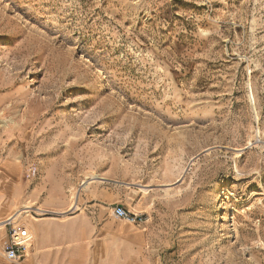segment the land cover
Segmentation results:
<instances>
[{"label":"rangeland","instance_id":"1","mask_svg":"<svg viewBox=\"0 0 264 264\" xmlns=\"http://www.w3.org/2000/svg\"><path fill=\"white\" fill-rule=\"evenodd\" d=\"M96 207L107 264H264V0H0V223Z\"/></svg>","mask_w":264,"mask_h":264},{"label":"crops","instance_id":"2","mask_svg":"<svg viewBox=\"0 0 264 264\" xmlns=\"http://www.w3.org/2000/svg\"><path fill=\"white\" fill-rule=\"evenodd\" d=\"M102 211V208H90L70 219L47 221L26 216L22 224L36 235V244L33 257H28L25 264H107L119 261L115 249L114 255L110 253L118 239L113 225L104 219L90 217L103 214ZM87 241L91 243L87 244ZM129 250H126L127 256Z\"/></svg>","mask_w":264,"mask_h":264},{"label":"built area","instance_id":"3","mask_svg":"<svg viewBox=\"0 0 264 264\" xmlns=\"http://www.w3.org/2000/svg\"><path fill=\"white\" fill-rule=\"evenodd\" d=\"M112 215L118 220L130 225L145 223L143 215L135 214L122 206L112 208ZM7 235L2 246L3 257L13 263H23L34 246V235L24 225L8 221L6 223Z\"/></svg>","mask_w":264,"mask_h":264},{"label":"bare ground","instance_id":"4","mask_svg":"<svg viewBox=\"0 0 264 264\" xmlns=\"http://www.w3.org/2000/svg\"><path fill=\"white\" fill-rule=\"evenodd\" d=\"M76 207V206H75ZM26 210H31V209H33L32 207H26L25 208ZM76 209V208H75ZM38 212H39V214H43V213H45L46 211L45 210H43V209H36ZM26 213H28V211H25ZM24 212V213H25ZM22 216H23V212H18V213H16L14 216H12L11 218H9L7 221H5V222H2V223H0V229H4L5 227H6V223L8 222V221H12V222H14V223H18V221L22 218ZM31 232V231H30ZM32 233V232H31ZM33 234V233H32ZM34 235V234H33ZM34 238H35V236H34ZM30 255V254H29ZM3 263V262H2Z\"/></svg>","mask_w":264,"mask_h":264}]
</instances>
